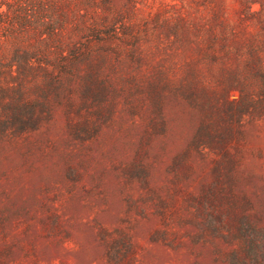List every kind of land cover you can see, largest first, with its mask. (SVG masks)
I'll return each instance as SVG.
<instances>
[{"label":"rangeland","instance_id":"374dc122","mask_svg":"<svg viewBox=\"0 0 264 264\" xmlns=\"http://www.w3.org/2000/svg\"><path fill=\"white\" fill-rule=\"evenodd\" d=\"M0 9V264H264V0Z\"/></svg>","mask_w":264,"mask_h":264},{"label":"clouds","instance_id":"9594fccd","mask_svg":"<svg viewBox=\"0 0 264 264\" xmlns=\"http://www.w3.org/2000/svg\"><path fill=\"white\" fill-rule=\"evenodd\" d=\"M0 10H2V9H0Z\"/></svg>","mask_w":264,"mask_h":264}]
</instances>
